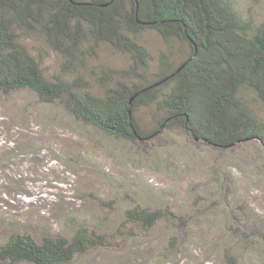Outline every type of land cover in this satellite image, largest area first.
Returning a JSON list of instances; mask_svg holds the SVG:
<instances>
[{
  "label": "trees",
  "instance_id": "16d2710c",
  "mask_svg": "<svg viewBox=\"0 0 264 264\" xmlns=\"http://www.w3.org/2000/svg\"><path fill=\"white\" fill-rule=\"evenodd\" d=\"M146 34L163 41L155 56ZM29 38L42 43L34 53L20 41ZM102 46L126 65L94 64ZM45 47L60 57L48 77ZM17 91L134 146L141 159L155 156L153 139L173 132L220 152L253 141L264 150V118L256 109H264V20L242 10L239 0H0V95ZM228 179L219 188L226 202L220 239L237 250L224 247L221 259L264 264L261 217L238 205ZM115 200L100 203L108 211H100L97 228L80 226L69 238L37 240L15 228L0 241V264H71L91 251L122 249L161 225L170 236L154 258L166 264L179 255L182 239L195 240L198 225L166 203L125 208L117 226H106Z\"/></svg>",
  "mask_w": 264,
  "mask_h": 264
},
{
  "label": "rangeland",
  "instance_id": "374dc122",
  "mask_svg": "<svg viewBox=\"0 0 264 264\" xmlns=\"http://www.w3.org/2000/svg\"><path fill=\"white\" fill-rule=\"evenodd\" d=\"M239 1L256 21L264 20V0ZM20 41L32 53L42 45L36 39ZM145 45L154 56L164 48L153 34H146ZM45 50L42 68L48 77L58 69L60 57ZM96 63L121 68L126 58L102 46ZM260 107L256 109L264 118ZM151 143L155 156L141 159L134 146L102 136L58 106L39 103L28 91L0 95V241L15 228L37 240L69 238L80 226L97 228L100 211H108L100 203L114 198L115 209L106 225L111 228L121 221L125 208L166 203L198 225L190 236L195 240L182 239L179 255H169L166 264H224V247L237 250V243L220 239L226 233L222 224L226 202L219 188L227 184L223 180L227 175L228 183H235L231 188L238 205L248 215L261 217L264 225L263 147L253 141L220 152L196 145L180 132ZM251 217L247 221L256 223ZM169 236L161 225L122 249L91 251L71 264H158L161 261L154 256L162 253Z\"/></svg>",
  "mask_w": 264,
  "mask_h": 264
}]
</instances>
